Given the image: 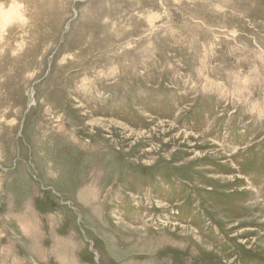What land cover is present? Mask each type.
<instances>
[{"label":"rangeland","instance_id":"1","mask_svg":"<svg viewBox=\"0 0 264 264\" xmlns=\"http://www.w3.org/2000/svg\"><path fill=\"white\" fill-rule=\"evenodd\" d=\"M12 5L0 264H264V0Z\"/></svg>","mask_w":264,"mask_h":264},{"label":"bare ground","instance_id":"2","mask_svg":"<svg viewBox=\"0 0 264 264\" xmlns=\"http://www.w3.org/2000/svg\"><path fill=\"white\" fill-rule=\"evenodd\" d=\"M19 10H20V6H18V5H12L11 7L9 6V8L7 10L0 11V17H1L2 20L6 21V22L7 21L12 22L15 19L21 18L22 15H21V12H19ZM31 96H33V94ZM35 103L36 102L34 100H32L30 107L34 106Z\"/></svg>","mask_w":264,"mask_h":264}]
</instances>
